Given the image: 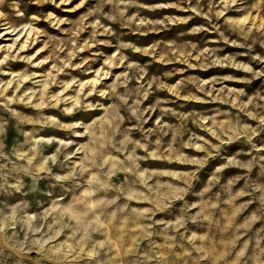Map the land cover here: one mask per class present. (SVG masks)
<instances>
[{"label": "clouds", "instance_id": "1", "mask_svg": "<svg viewBox=\"0 0 264 264\" xmlns=\"http://www.w3.org/2000/svg\"><path fill=\"white\" fill-rule=\"evenodd\" d=\"M45 2L65 0H0V264H264V88L187 73L264 77V0H79L74 19L21 15ZM159 8L191 15L141 16ZM161 29L148 47L129 35ZM202 96L229 107L191 110ZM209 156L223 160L210 180Z\"/></svg>", "mask_w": 264, "mask_h": 264}, {"label": "rangeland", "instance_id": "2", "mask_svg": "<svg viewBox=\"0 0 264 264\" xmlns=\"http://www.w3.org/2000/svg\"><path fill=\"white\" fill-rule=\"evenodd\" d=\"M79 2V0H71V2H67V0H65V2L60 4V8H55L54 4H48L47 2H45L42 5H37L35 3L33 4H28L27 7L25 8L24 5H21V15L22 16H28L31 17L33 15H35L36 13L33 11L36 8H45L47 10H53L55 9V11L57 12V14L61 15V18H63L64 16H67L70 19H74L77 18L79 14L82 13L83 9L81 7H76L75 11H69V9H72L74 7V5H76ZM143 3L146 4H153V3H171L174 2V0H142ZM61 9H64V11L61 13ZM130 11H135L134 9L130 10ZM166 15H176V16H183V15H191L188 12H181L179 9L177 8H159L156 9L154 11H149L148 9H143L141 11V16L145 17L149 20H159L162 19L163 16ZM196 21H200L202 22V18H198V17H193L192 19H189L187 22V25H172L173 28H185L187 26H194V22ZM43 21H39L38 22V26L42 25ZM124 31H127L126 29ZM168 31L166 29H161L160 31H155V32H147V33H130L129 35L131 36L133 42H143V41H147V44H143V43H138V46H144V47H148L150 46L152 43H155L156 40L165 32ZM6 36H11L12 33H6ZM209 35H212L211 33H209ZM31 37V33H29V38ZM21 39H24V37H21ZM6 41L4 40H0V43H4ZM40 47V43L39 41H37L34 45L32 49H28V48H24L21 50V52L19 53L21 56L24 55L25 53L31 55L33 51H35L36 49H38ZM97 47L104 49L105 46L104 45H99V46H93L92 51L95 52ZM245 50L241 47L238 46H233V45H228L226 49H222V54H238L236 56V58L238 60H245L246 61V56L244 55ZM114 54V51H113ZM44 55V52L41 51L38 53L37 55V59H39L40 57H42ZM81 55H85L87 56L86 52H81ZM132 56H140V53H131ZM147 60H150L151 57H147ZM13 65H18L19 67H23L24 66V62L23 61H11L10 62ZM157 65H159V60H157L155 62ZM171 65H163L162 67L167 70ZM177 67H180L181 69L184 68V65L179 64V62H177L176 64ZM44 67H47V65H44ZM151 67V65H150ZM115 70V69H114ZM257 71H259V68H256ZM36 71H39V69H36ZM187 73H192V74H199L201 76L202 79L205 80H213L216 78H221V77H227V76H234L236 77L233 80H228V79H224L223 80V85L226 86L229 90H239V89H243L246 93H248L249 95H252L254 91H258L260 90V88H264V84H260L258 85L256 88H253L254 85H257V81L258 80H264V77H256L255 79H251L249 78L250 74L244 72L241 69L238 68H230L227 66L224 67H220V66H216V67H209L207 69H197L195 67H193L192 69H188ZM185 72H181L179 73L176 77H171L170 79L175 81L179 78V75H185L187 74ZM5 79H7V76L4 77ZM247 78V83L244 82V80ZM86 83V81H85ZM96 86H99L98 84ZM219 86V85H217ZM249 89H252V91H249ZM212 94L209 93V96H211ZM179 102L183 103L182 98L177 97L176 98ZM188 103L194 105V106H198V107H194L191 110H201V109H206V108H220L224 111H227L228 109V105H224L221 101H216V100H209L204 98L203 96L201 97V99L197 100V101H189ZM211 115H216L215 112L210 113ZM156 119H159V117H156ZM201 132V139L202 140H207V142L209 144H211L214 140H215V135L213 134V130L211 128H208L207 130H200ZM258 136H264V132H257ZM209 137H211V139H209ZM235 143V142H233ZM224 148H229L231 147V144H226L223 146ZM187 151L190 152H196V149H188ZM199 155H203L202 152L199 153ZM156 163H161L159 161H157ZM223 163V160L220 159V157H212L209 156V159L207 160V162L203 165V168L201 169V171H204V169H208L209 170V175L207 177V179H212L211 176V171L215 170L216 168H218L219 164ZM177 167L179 168H183V167H188L186 165H178ZM237 171L236 165H233L232 167H227V168H223L220 171V177L221 179H224V177L229 174V173H235ZM239 211L236 213V217H239Z\"/></svg>", "mask_w": 264, "mask_h": 264}]
</instances>
